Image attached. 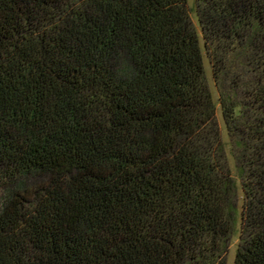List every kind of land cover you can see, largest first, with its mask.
<instances>
[{"label":"trees","instance_id":"1","mask_svg":"<svg viewBox=\"0 0 264 264\" xmlns=\"http://www.w3.org/2000/svg\"><path fill=\"white\" fill-rule=\"evenodd\" d=\"M0 0V264H264V0Z\"/></svg>","mask_w":264,"mask_h":264},{"label":"rangeland","instance_id":"2","mask_svg":"<svg viewBox=\"0 0 264 264\" xmlns=\"http://www.w3.org/2000/svg\"><path fill=\"white\" fill-rule=\"evenodd\" d=\"M188 7L190 9V15L192 18V21L195 25V27L197 28V30L200 32L201 34V30H200V26L198 23V18H197V14H196V10H195V0H188ZM201 46L203 48L204 51V63H205V69H206V77L208 80V84L210 87V90L212 91L213 97H214V101H215V105H216V114H217V118H218V122H219V126L221 129V134H222V140L225 144V149H226V154H227V159H228V164L231 170V173L233 175V177L236 179L237 181V185H238V195H239V200H238V219H237V223L235 225L234 228V232L231 235L230 241H229V246L226 252V264H234V260H235V255H236V250L237 247L239 245V241H240V231H241V211H242V207H243V202H244V197H243V191L241 188V181L238 177V171H237V166H236V160L235 157L232 153L231 150V145H230V139L227 133V129L222 117V112H221V107L220 104L218 102V91H217V87L213 78V73H212V68H211V63L209 60V57L203 47V39L201 37Z\"/></svg>","mask_w":264,"mask_h":264}]
</instances>
